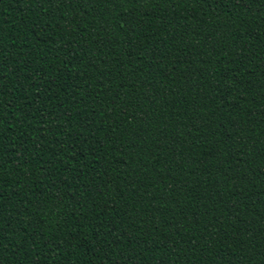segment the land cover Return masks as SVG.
<instances>
[{"label":"trees","instance_id":"16d2710c","mask_svg":"<svg viewBox=\"0 0 264 264\" xmlns=\"http://www.w3.org/2000/svg\"><path fill=\"white\" fill-rule=\"evenodd\" d=\"M0 264H264V0H0Z\"/></svg>","mask_w":264,"mask_h":264}]
</instances>
